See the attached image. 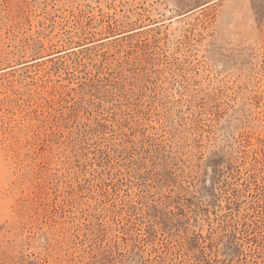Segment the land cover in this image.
Returning a JSON list of instances; mask_svg holds the SVG:
<instances>
[{"label":"rangeland","instance_id":"1","mask_svg":"<svg viewBox=\"0 0 264 264\" xmlns=\"http://www.w3.org/2000/svg\"><path fill=\"white\" fill-rule=\"evenodd\" d=\"M0 264H264V0H0Z\"/></svg>","mask_w":264,"mask_h":264}]
</instances>
